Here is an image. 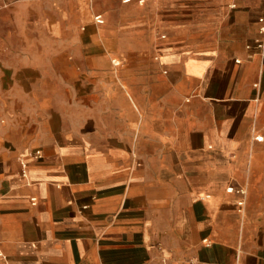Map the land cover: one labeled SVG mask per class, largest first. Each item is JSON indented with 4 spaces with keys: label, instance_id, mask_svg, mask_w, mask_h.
Segmentation results:
<instances>
[{
    "label": "crops",
    "instance_id": "1",
    "mask_svg": "<svg viewBox=\"0 0 264 264\" xmlns=\"http://www.w3.org/2000/svg\"><path fill=\"white\" fill-rule=\"evenodd\" d=\"M261 17L264 0H0L6 264H264Z\"/></svg>",
    "mask_w": 264,
    "mask_h": 264
},
{
    "label": "built area",
    "instance_id": "2",
    "mask_svg": "<svg viewBox=\"0 0 264 264\" xmlns=\"http://www.w3.org/2000/svg\"><path fill=\"white\" fill-rule=\"evenodd\" d=\"M123 2H128V1H130V0H122ZM94 19H95V21H96V23H100L101 22V18H100V16H95L94 17ZM258 22L259 23H261V27H260V30H261V32H263L264 33V17H261V18H259L258 19ZM261 46H264V43H262L261 44ZM226 192H228V193H236V194H238L239 196H241V197H243L244 195H245V191L242 189V188H235V187H227L226 188ZM239 206L240 205H242V202L241 201H239L238 203H237ZM2 249H0V259L2 260V264H6V260H5V257H4V255H3V253H2V251H1Z\"/></svg>",
    "mask_w": 264,
    "mask_h": 264
}]
</instances>
